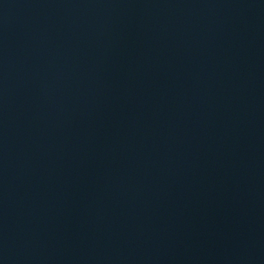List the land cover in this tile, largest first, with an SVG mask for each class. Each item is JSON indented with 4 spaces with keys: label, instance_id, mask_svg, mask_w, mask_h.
Instances as JSON below:
<instances>
[{
    "label": "water",
    "instance_id": "obj_1",
    "mask_svg": "<svg viewBox=\"0 0 264 264\" xmlns=\"http://www.w3.org/2000/svg\"><path fill=\"white\" fill-rule=\"evenodd\" d=\"M0 264H264V0H0Z\"/></svg>",
    "mask_w": 264,
    "mask_h": 264
}]
</instances>
